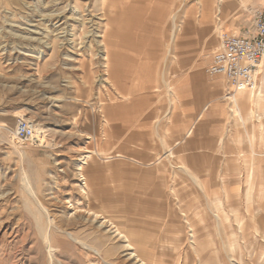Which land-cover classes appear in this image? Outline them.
Here are the masks:
<instances>
[{
	"label": "rangeland",
	"instance_id": "374dc122",
	"mask_svg": "<svg viewBox=\"0 0 264 264\" xmlns=\"http://www.w3.org/2000/svg\"><path fill=\"white\" fill-rule=\"evenodd\" d=\"M202 1L0 0V264L136 260L109 224L100 235L75 223L68 231L100 255L54 229L49 261L38 202L109 219L147 264H264V66L244 123L229 113L232 87L206 73L226 30H248L264 0H207V16ZM20 114L56 146L12 149Z\"/></svg>",
	"mask_w": 264,
	"mask_h": 264
},
{
	"label": "bare ground",
	"instance_id": "6f19581e",
	"mask_svg": "<svg viewBox=\"0 0 264 264\" xmlns=\"http://www.w3.org/2000/svg\"><path fill=\"white\" fill-rule=\"evenodd\" d=\"M100 1V7L101 8H103V6L106 4V2L108 1V0H99ZM202 0H200V2H201ZM230 1V0H229ZM208 2H207V0H203L202 1V3H201V5H200V7H201V10H203V11H205L204 9L206 8V7H208V5L209 4H207ZM177 4L174 2V6H176ZM180 5V4H179ZM178 5V8H177V10H179L180 8H181V6H179ZM174 11H175V9H173ZM172 10V12H171V14L174 12ZM172 19H174V17H172ZM63 21V20H62ZM61 21V22H62ZM58 23H60L59 21H56V24H58ZM175 30H176V28H175ZM175 30L171 33V36H170V42H172L174 39H175V37H176V34H178L177 32H175ZM103 55H104V64H105V66H107L108 65V61H109V58H108V44H107V42L103 39ZM109 50H110V48H109ZM104 66V67H105ZM264 66V62L261 64V66H260V69H261V67H263ZM107 69V68H106ZM259 69V70H260ZM106 72V71H105ZM25 78V77H24ZM259 78V77H258ZM257 78V79H258ZM123 86V85H122ZM257 87L258 86H256L255 87V89H253V90H241V91H236L232 96H234V97H232V98H230V104H231V106L230 107H228L229 108V113L230 114H233V116L234 117H236L237 118V120H238V123H239V121L241 122V123H244V121L246 120V119H249V118H251V116H244L243 115V113L241 112V110H242V106L243 105H245V103L248 101L249 103H253L252 101L254 100V97H255V100H256V106H255V108H259L260 106V103H262V100H263V96H262V92L260 91V90H258L257 89ZM256 89H257V91H256ZM248 91V92H247ZM254 91H256V94L255 93H252V92H254ZM129 92V91H128ZM119 96V95H118ZM126 96V95H125ZM56 101V100H55ZM56 108H58V107H56ZM253 112V111H252ZM61 113V112H60ZM51 115H53V112H52V114ZM251 115V114H250ZM24 117H25V115L23 114H20V115H17L16 116V124H17V121L19 120V119H24ZM53 117V116H52ZM54 118V117H53ZM64 119V118H63ZM61 122V121H60ZM59 123V122H58ZM57 125V124H56ZM59 125V124H58ZM67 125V124H66ZM29 126H30V124H29ZM57 127V126H56ZM30 128L33 130V134H34V140H36V141H38V143H39V146L40 147H44V148H47V149H49V148H51V149H53L55 146H56V144L53 142V141H51V140H47V138H45V132L46 131H44V130H41L40 128H38V127H36V126H30ZM51 130V129H50ZM70 130H72V129H70ZM55 131V130H54ZM51 132H52V130H51ZM66 132H68V131H66ZM72 132V131H71ZM48 133V132H47ZM54 133V132H53ZM52 133V134H53ZM56 133V132H55ZM60 133V132H59ZM76 133V132H75ZM61 134V133H60ZM64 134V133H63ZM73 134H74V132H73ZM76 135V134H75ZM78 135V134H77ZM16 135H14L13 137H12V139H11V142H12V145H10V146H12V149H14V150H16L17 152H19V153H21L23 156H24V148H23V145H22V143H20V141L15 137ZM54 137H56V136H54ZM79 137V136H78ZM53 138V137H52ZM61 138V137H60ZM77 138V137H76ZM62 139V138H61ZM78 139V138H77ZM92 139V138H91ZM62 141V140H61ZM57 143V142H56ZM252 150H253V148H252ZM98 152V151H97ZM85 153H87V156H89V155H95V152H93V151H91V150H88V152L86 151ZM86 157V156H85ZM111 157H106V159H110ZM167 158V157H166ZM225 159V158H224ZM244 159V158H243ZM255 159V158H254ZM228 160V159H227ZM244 162H247V161H244ZM254 162V161H253ZM247 163H249V162H247ZM257 163V162H256ZM57 164V163H56ZM59 164V163H58ZM83 164V163H82ZM244 164V163H243ZM251 165V164H250ZM252 167H253V165H251ZM172 167V166H171ZM248 168H249V166H248ZM244 169H245V167H244ZM243 169V170H244ZM252 168H250V170L249 171H247L248 172V174H249V177H247V179L248 178H250L249 179V184H247L248 185V188H246L247 189V192H248V190H249V187H251L252 186V184H253V179H254V172H253V170H251ZM79 170L80 171H83V167H80L79 168ZM255 171V170H254ZM245 172H246V170H245ZM263 172V171H262ZM218 175H219V173H218ZM222 175V174H221ZM18 176H19V186L21 187V189L25 192V193H27L30 197H32V198H34L35 200H37V197H36V194H35V192H34V189H33V187H32V184H31V180H30V178H29V176L27 175V173H26V171L24 170V169H20V172L18 173ZM219 177H220V175H219ZM81 178H82V180H80V182L81 181H84L82 184H79V185H76V189L78 190V192H79V194L81 195V197H83L84 199H87L88 198V192H91V186L90 185H88V183H87V181H85L84 180V178H83V176H81ZM256 179V178H255ZM254 179V180H255ZM224 181V180H223ZM229 181V180H228ZM231 181V180H230ZM229 181V182H230ZM222 182V181H221ZM226 182V181H225ZM234 183V182H233ZM221 184V183H220ZM225 185V184H224ZM233 185V184H232ZM232 187H234V186H232ZM240 187H241V185H240ZM243 187V186H242ZM253 188V187H252ZM75 189V188H74ZM75 189V190H76ZM222 189V188H221ZM254 189H255V187H254ZM171 190V189H170ZM225 190V189H224ZM235 190V189H234ZM245 190V189H244ZM239 191V190H238ZM78 192L76 193L77 195H78ZM225 193H226V191H225ZM80 197V198H81ZM227 197V196H226ZM1 198V197H0ZM31 198V199H32ZM82 199V198H81ZM80 199V200H81ZM84 199H82V200H84ZM253 199V198H252ZM81 200V201H82ZM39 201V200H38ZM37 201V202H38ZM85 201H87V200H85ZM177 201V200H176ZM71 202V201H70ZM86 203V202H85ZM36 204V203H35ZM64 204H66L65 202H63V203H60L59 205L61 206V205H64ZM83 205V204H82ZM37 206V205H36ZM66 206V205H65ZM62 208H64V207H62ZM250 208V207H249ZM248 208V209H249ZM37 209L40 211V212H42L43 214H44V217H45V219H46V222H47V229H46V232H45V234L43 235V242H44V246H45V248H46V251H47V255L49 256V258H50V260L49 261H51L52 260V255L50 254V235H51V233H52V231L55 229L57 232H59V233H61L62 235H64L68 240H70V241H72V242H74V243H76L77 245H79L81 248H84V249H88V250H90V252L92 251V252H94L95 253V255H100L99 254V252L97 251V250H95V249H93L92 247H90L89 245H87V244H85L84 243V241H81V240H79V239H77V238H75L74 236H73V234L71 233V232H69L68 231V229L69 228H66L67 226H69V225H71V224H75V223H77V225L79 226V223H85V224H88V223H90V225L88 226V228L89 227H91V229H92V231H94L95 233H98V234H105V233H108L109 232V230L108 231H106L107 229L106 228H108L107 227V224H109L110 226H112V228L114 229V233L116 234V236H118L119 238H121V239H123L124 240V242H125V245H124V247H125V249H127V250H131V253L129 254V256L127 257V260H133L134 258L136 259L132 264H147L146 263V261L143 259V258H141V257H139L137 254H136V252L134 251V249H133V247H132V245L130 244V240L128 239V237L127 236H125L122 232H120L119 230H118V228H117V226L112 222V221H110L109 219H107V218H103V216H102V218L104 219H102L103 221L101 222V223H98V221L100 222V220H98V221H96L97 220V218H98V214L96 213V212H92V210H88L87 212H83L84 214H77V213H74L73 215H71V216H67V217H64V216H61V217H59V216H57V214H54V215H50L49 213H48V211H47V209L46 208H44L41 204H39V202H38V206H37ZM84 209V208H83ZM251 209V208H250ZM78 210V209H77ZM81 210V209H80ZM87 210V209H86ZM83 211V210H82ZM81 211V212H82ZM61 212V211H60ZM74 212H75V210H74ZM80 212V213H81ZM90 214H92L93 215V219H91L92 217H90ZM64 215V214H63ZM68 215H70V214H68ZM101 215L102 214H100V217H101ZM105 215V214H104ZM57 216V217H56ZM59 219V221H60V219H64L63 221H64V227L62 228V227H58V223H56V221L55 220H58ZM58 221V222H59ZM62 221V222H63ZM96 221V222H95ZM61 223V222H60ZM94 223H96V224H94ZM58 224V225H57ZM63 225V224H62ZM61 225V226H62ZM66 225V226H65ZM46 226V225H45ZM77 226V227H78ZM82 227V226H81ZM8 228V227H7ZM76 228V227H75ZM71 229V228H70ZM74 229V228H73ZM78 230V229H77ZM73 231V230H72ZM111 231V230H110ZM55 232V231H54ZM111 233V232H110ZM109 233V234H110ZM90 234V233H89ZM99 235V236H100ZM113 235V234H112ZM55 236V235H54ZM86 237V236H85ZM102 237V236H101ZM100 237V238H101ZM111 237V236H110ZM193 237V236H192ZM82 238V237H81ZM80 238V239H81ZM84 238V237H83ZM103 238V237H102ZM53 239V238H52ZM193 239H194V237H193ZM102 241V240H101ZM104 241V240H103ZM115 241V240H114ZM87 242V241H86ZM102 243V242H101ZM116 243H118V242H116ZM52 245H53V243H52ZM110 245V244H109ZM113 246H114V244H112ZM111 245V246H112ZM74 246V245H73ZM76 246V245H75ZM102 246H103V244H102ZM232 247H233V245H231ZM104 247V246H103ZM111 248V247H110ZM112 249V248H111ZM105 250V249H104ZM124 251V250H123ZM122 251V252H123ZM89 252V253H90ZM93 254V253H92ZM124 254V253H123ZM108 255V254H107ZM134 257V258H133ZM139 257V258H138ZM107 258V257H106ZM149 258V257H148ZM147 258V259H148ZM177 258V257H176ZM146 259V260H147ZM181 259V258H180ZM262 260L264 259V256L261 258ZM103 260V259H102ZM148 260H150V259H148ZM104 261V260H103ZM152 261H153V259H152ZM154 261H156V260H154ZM153 261V262H154ZM178 261V260H177ZM176 261V262H177ZM152 262V263H153ZM230 262V261H229ZM105 263V262H104ZM131 263V262H130ZM148 263H150V262H148ZM155 263V262H154ZM240 263H241V261H240ZM50 264V263H49ZM58 264H60V263H58ZM180 264V263H179Z\"/></svg>",
	"mask_w": 264,
	"mask_h": 264
},
{
	"label": "built area",
	"instance_id": "2783aa9c",
	"mask_svg": "<svg viewBox=\"0 0 264 264\" xmlns=\"http://www.w3.org/2000/svg\"><path fill=\"white\" fill-rule=\"evenodd\" d=\"M264 62V8L255 12L250 28L237 36L221 37L206 70L211 77H221L232 87L231 91L253 90ZM33 130L22 119L17 121L15 137L23 146L35 145ZM39 144V143H38Z\"/></svg>",
	"mask_w": 264,
	"mask_h": 264
},
{
	"label": "crops",
	"instance_id": "0c3cea01",
	"mask_svg": "<svg viewBox=\"0 0 264 264\" xmlns=\"http://www.w3.org/2000/svg\"><path fill=\"white\" fill-rule=\"evenodd\" d=\"M262 6H264V2H263V4H262ZM230 10L229 9H227V10H225L224 11V16L226 15V14H228V12H229ZM201 15H206L207 16V13L205 12V11H200L199 12ZM197 30H198V27H197ZM237 29H235L234 31H233V29H231V28H228L227 30H226V32H225V36H228L227 34H229V33H232V36H236V35H240L241 34V32H239L238 33V31H236ZM243 33V32H242ZM247 103H248V101L245 103V105H243L242 106V110H241V112L243 113V111H244V108L243 107H245L246 105H247Z\"/></svg>",
	"mask_w": 264,
	"mask_h": 264
}]
</instances>
